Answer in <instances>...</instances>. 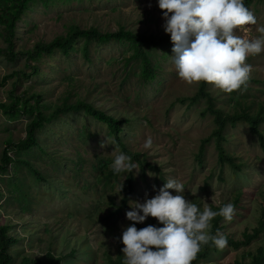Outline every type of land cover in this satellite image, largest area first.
Here are the masks:
<instances>
[{
    "label": "trees",
    "instance_id": "obj_1",
    "mask_svg": "<svg viewBox=\"0 0 264 264\" xmlns=\"http://www.w3.org/2000/svg\"><path fill=\"white\" fill-rule=\"evenodd\" d=\"M73 1L76 0H0V40L4 43L0 46V56L6 57L8 64L13 67L12 71L0 80V87L7 83L11 84L7 100L0 101V112L8 122L4 127L7 132L4 139L5 147L0 156V201L5 197L3 205L7 218L10 214L21 215L24 218L29 213L34 217L38 200L45 190L43 187L49 186L53 189L57 186L58 190L53 189V193L64 196L65 193L72 192L75 184L80 190L77 197L85 195L87 204L83 212L80 210L76 213L70 212L68 217L78 218L80 222L88 221L89 225L97 230L99 228L101 234L105 236L103 238L100 236L96 242L97 247L92 248L89 238H80V244L72 247L74 240L68 241L63 235L60 240L64 244L68 242V247L59 249L60 254H56L51 248L46 254L30 255L26 252L25 246L18 247L25 237L20 236L16 223L7 221V218L0 219V264H101L100 258H103L106 264H124L122 249L125 245L120 237L124 227L133 223L126 219V212L131 210L129 201H134L133 196L138 193L136 182L139 178L146 180L148 176L154 175L155 184L164 185L169 176L164 175L162 166L151 158L149 152L135 150L128 141L132 130L138 126L136 121L141 118L130 109L124 112L119 107L120 103L116 101L119 99L118 96L111 97L116 99L115 101L108 99V106L105 104L102 106L98 102L102 100L98 97L101 91H96L98 83L94 84L97 88L95 91L86 90V94L81 96L80 91L86 86L77 72H70V68L72 65L93 64L94 46L118 43L127 46V49L122 46L124 50L121 55L113 56L110 62L132 65L127 77L134 75L139 77L140 83L147 84L158 78L164 66V59L173 53L170 34L136 32L124 25H120L117 31L107 32L101 31L97 26L82 28L70 25L67 31L49 41L38 40L31 43L35 36L33 31L40 27L31 14L40 8L44 11L59 5L69 7ZM257 2L264 3V0H245L246 6L250 9ZM63 17L64 13L56 16L59 20ZM159 48L164 51L162 54H158ZM76 53L87 62L80 64L74 61ZM59 54L62 58L58 56ZM57 58L61 61H55ZM64 63L68 66L65 67ZM47 74L49 77L45 78ZM27 80L29 82H26ZM59 85H63V89L60 96L54 99L52 96ZM249 90L252 89L247 86V92L244 94H239L237 90L227 93L228 98L221 103L220 89L216 87L214 93L210 83L201 81L199 90L193 96L178 99L182 103L189 100V107L205 100L207 106L203 109L202 116L210 113L214 115L215 122L214 130L206 142L216 140L217 167L223 168L225 165L231 167L232 186H239L242 183L241 178L247 183L249 175L244 171L248 166L247 162L239 159L235 152L226 149L223 144L233 137L230 128L246 122L253 134L259 137L264 149V131L261 129L264 123V100L248 104ZM75 112H83L91 119L105 124L113 145L120 152L131 156L140 171L133 170L132 174H114L111 164L115 156L103 151L91 152L90 147H87L88 139L96 136L91 133L92 129L88 124L65 128L67 122L70 126L72 123V120L66 118ZM21 117L26 118V136L16 138L14 135L16 128L14 129L11 124ZM145 117L151 123L148 116ZM57 126L62 129L60 131H67L69 138L62 132L57 133L59 131ZM73 130L77 132L76 135ZM54 135L59 136L60 147L55 146ZM64 140L70 143L68 153L66 150L68 146ZM204 154L205 144L201 145L197 153L200 163ZM64 173L70 175L68 182L64 178L61 179ZM214 175L215 171H212L211 178ZM219 177L225 180L224 170ZM117 186H120V189ZM241 188H237L227 201L212 203L209 208L218 212L220 207L231 202L235 205L236 211L241 205L243 194ZM261 194L264 201V189L261 190ZM191 200L203 210L201 197ZM79 201L85 203L84 198ZM258 202L262 208L258 223L247 227L239 238L225 231L226 223L222 216L213 218L210 222V234L214 235L219 230L227 236L228 246L220 250L210 242L202 246L192 264H217L219 262H216V259L223 260L229 250L238 251L242 247L252 245L256 252L252 250L244 252V257L249 254L247 263L246 260L238 258L234 264H264V203L259 200ZM149 224L163 226L158 224L157 218L151 216L136 226L140 229ZM23 231L31 232L28 225L23 226ZM46 231L51 230L47 228ZM110 236L117 240L115 245L110 243ZM18 249H23L26 253H19Z\"/></svg>",
    "mask_w": 264,
    "mask_h": 264
},
{
    "label": "rangeland",
    "instance_id": "obj_2",
    "mask_svg": "<svg viewBox=\"0 0 264 264\" xmlns=\"http://www.w3.org/2000/svg\"><path fill=\"white\" fill-rule=\"evenodd\" d=\"M77 5V6H76ZM60 9V10H59ZM64 10V11H62ZM251 10L255 13L258 23L257 25L241 26L237 35L244 39H252L260 35L257 31L259 26H264V3H255ZM163 11L158 6V0H85L84 2L73 1V4L59 5L52 8L41 10V8L31 15L40 25L39 29H35L33 40L49 41L54 37L67 31L68 26L77 25L82 28L97 26L101 31H117L120 25H124L129 29L142 33L159 34L165 32L163 24ZM64 13L62 20L56 18L57 14ZM4 45L0 40V46ZM125 47L122 44L112 43L106 46H97L92 49L94 63L87 62L79 53L74 55V61L80 62L81 66L72 65L70 72H74L84 81V87L80 94H86V90H96L95 83H98V89L101 91L98 95V101L101 105L108 106V99L115 101L111 97L118 96L116 101L120 103L119 107L126 112V109L134 111L141 119L136 121L138 126L132 130L128 141L132 143L137 151L149 152L152 159L156 160L161 166L164 175L169 174L168 178L174 177L185 185V196L187 199L201 197L203 208L210 207L212 203H221L227 201L234 195L237 188L243 190L241 196L240 207L235 211L233 219L227 221L225 231L234 234L235 238L242 236L247 227L255 226L262 213L260 203H264L261 190L264 189V149L258 136L254 135L249 125L240 123L237 127L230 128V134L233 137L229 142L223 143L226 149L235 152L239 159L247 162L248 166L244 171L249 175L245 183L241 178L239 186H232L233 179L231 177V167L225 165L223 168L217 167L218 152L215 147L216 140L212 139L206 142L208 137L214 130V115L206 114L202 116L203 109L207 106L203 99L200 103L189 107V100L184 103L178 101L182 97H191L199 90L200 82L189 84L178 77L174 65V58L170 56L164 59L163 68L160 75L155 81L147 84L140 83L139 77L129 75L132 65L125 63L112 64L113 56L121 55ZM167 49V48H166ZM158 54L164 51L162 48L157 50ZM60 58L62 56L58 55ZM55 61H61L57 58ZM247 63L252 65L251 79L248 84L249 90L247 99L248 104L252 101L260 102L264 100V52L258 55L249 56ZM67 67L68 64L64 63ZM6 57L0 56V80L12 71ZM47 74L45 78H48ZM58 78V76H57ZM56 78V81H57ZM30 80V79H29ZM27 80L26 82H29ZM10 82V81H9ZM11 84L0 87V101H6L8 98V90ZM58 90L53 94V98L60 96L63 85H59ZM89 88V89H87ZM210 88L215 93V86L210 84ZM238 93L244 94L246 90H237ZM94 96V95H93ZM220 101L223 102L228 98L227 93L220 90ZM103 106V105H102ZM145 116H148L149 123ZM69 118V119H68ZM67 120H72L71 126L65 128H76L88 124L92 129L91 133L95 137L88 139L91 152L103 151L116 156L120 153L119 149L113 145L108 137L105 124L96 119H91L84 115L83 112L71 113ZM25 117H21L18 121L13 122L12 127L16 138L25 137ZM7 118L0 112V156L5 147L4 139L7 132L4 130ZM59 132L67 135V131ZM261 129L264 131V123ZM76 130V129H75ZM70 132V131H69ZM74 135L77 134L74 131ZM69 138V135H67ZM151 137L153 139V147L150 150L143 148L145 140ZM55 146L60 147L61 142L58 135H54ZM66 142L69 152L70 143ZM103 144V146H102ZM205 144V154L200 163L197 153H199L201 145ZM66 153V154H67ZM139 170V168H138ZM224 170L225 180H221L219 174ZM140 171V170H139ZM138 171V172H139ZM212 171L215 175L211 178ZM56 176V174H55ZM67 182L70 178L68 173H64L61 179ZM156 177L148 176L146 180L142 178L136 182L138 193L134 201L143 202L146 195L151 198L156 194L163 185H156ZM205 187V189H203ZM38 200V206L32 213L27 214L24 218L20 215L10 214L7 218L4 210L5 197L0 201V219L12 221L19 230L20 236L25 240L18 244L19 248L25 246L26 252L30 255L46 254L48 249L53 248L56 254L59 249H67L68 242L62 243L61 236H66L67 240H74L72 247L79 245V239L89 238L92 248L97 247V240L105 234H101V230L95 229L88 224V221L80 222L78 218L71 219L68 217L70 212L76 213L78 210L84 211L86 207L85 195L77 197L80 193L75 184L71 193H65L64 196L53 193V189L58 190L55 186L53 189L49 186L43 187ZM120 189V186H117ZM71 189V188H70ZM175 194V190H170ZM84 194V193H83ZM85 199V203L79 200ZM121 198L118 199V202ZM10 208V207H9ZM11 209V208H10ZM11 211V210H10ZM29 226L31 232L25 233L23 226ZM49 228L51 231L47 232ZM264 238V235H263ZM111 244H116L117 240L114 236L109 237ZM82 242V241H80ZM85 241V245H86ZM255 247H242L238 251L231 249L223 260L216 259L217 264H234L239 258L242 261L249 260V254L244 257V252L253 250ZM19 253L25 252L18 249ZM25 252V253H26ZM102 254V253H101ZM101 264H106L103 258H100ZM84 264V263H82Z\"/></svg>",
    "mask_w": 264,
    "mask_h": 264
},
{
    "label": "clouds",
    "instance_id": "obj_3",
    "mask_svg": "<svg viewBox=\"0 0 264 264\" xmlns=\"http://www.w3.org/2000/svg\"><path fill=\"white\" fill-rule=\"evenodd\" d=\"M158 6L164 10L163 28L170 34L180 79L189 84L210 83L225 93L246 90L252 73L246 61L264 52V26L257 28L260 35L255 38L237 35L241 26L258 23L245 0H158ZM152 147L153 139L148 137L143 148ZM111 170L117 175L139 171L124 152L114 157ZM129 204L126 219L133 223L124 227L120 237L125 245L124 264H192L204 245L211 242L220 250L228 246L227 236L219 230L210 234V222L218 215L231 221L235 205L226 203L218 212L208 207L201 210L186 198L185 185L177 178L166 179L151 198L146 195L143 202L130 200ZM149 216L163 226L138 229L137 223Z\"/></svg>",
    "mask_w": 264,
    "mask_h": 264
}]
</instances>
